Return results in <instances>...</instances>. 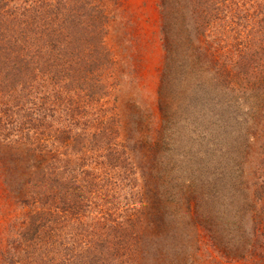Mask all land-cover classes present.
<instances>
[{
	"label": "trees",
	"instance_id": "obj_1",
	"mask_svg": "<svg viewBox=\"0 0 264 264\" xmlns=\"http://www.w3.org/2000/svg\"><path fill=\"white\" fill-rule=\"evenodd\" d=\"M120 3L0 0V264H264V0H158L127 120Z\"/></svg>",
	"mask_w": 264,
	"mask_h": 264
},
{
	"label": "rangeland",
	"instance_id": "obj_2",
	"mask_svg": "<svg viewBox=\"0 0 264 264\" xmlns=\"http://www.w3.org/2000/svg\"><path fill=\"white\" fill-rule=\"evenodd\" d=\"M114 14L107 43L122 73L119 112L124 120L141 111L155 112L158 119L156 90L163 60L158 0H121Z\"/></svg>",
	"mask_w": 264,
	"mask_h": 264
}]
</instances>
